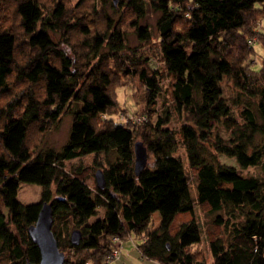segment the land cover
I'll list each match as a JSON object with an SVG mask.
<instances>
[{
	"label": "trees",
	"instance_id": "1",
	"mask_svg": "<svg viewBox=\"0 0 264 264\" xmlns=\"http://www.w3.org/2000/svg\"><path fill=\"white\" fill-rule=\"evenodd\" d=\"M126 86L137 121L123 120ZM64 115L55 149L46 135ZM21 182L38 201L18 199ZM44 202L63 264H102L113 235L159 264H207L195 203L213 216V264H264V0H0V264L39 262L27 228Z\"/></svg>",
	"mask_w": 264,
	"mask_h": 264
},
{
	"label": "rangeland",
	"instance_id": "2",
	"mask_svg": "<svg viewBox=\"0 0 264 264\" xmlns=\"http://www.w3.org/2000/svg\"><path fill=\"white\" fill-rule=\"evenodd\" d=\"M105 9L107 10V12L109 14L117 16V13L115 14V12L109 6V4L105 7ZM156 14L157 13L148 9L146 12L145 18L143 19V23H147L152 28L154 33H155ZM128 40H129L130 44H136V42H137L136 38L131 34L128 35ZM254 41H255L254 39H250L249 43L252 44ZM256 60H257L256 61L257 63L261 62L260 61L261 59L259 56H256ZM149 64L152 67H159L160 66L162 68L160 60L158 58H156V59L150 58ZM119 92H120V90H119ZM119 97H120L121 102L124 103L123 105L125 107V110L122 111L124 116L126 114H128V115L135 114L136 112L134 110L135 108L133 105V100L134 99L137 100V102H138L137 104L139 105L140 102L142 101V97H136V96L133 97L131 94V89L128 86L123 87L121 89ZM136 110H138V109H136ZM133 112H135V113H133ZM172 121H173L172 125L175 128H178L179 125H178V123L175 122L176 120H172ZM69 125H70V115H64L62 117L59 125L57 127H53L47 133L46 139H45L46 144H49L52 147H55V149H58L67 139ZM178 135H179V133H178ZM179 137H180V135H179ZM45 142H44V144H45ZM176 152L181 156L182 160L184 161L186 170H188V172H189V166L187 165V162H186L185 151H184V148L181 144H178ZM90 155L91 154L83 156L82 160L80 159L81 160L80 162H82L85 165L90 164L91 160H92L91 158H88ZM219 158L222 162H224L227 165H233L235 167H238L234 158L227 157L224 155H219ZM69 162H67V165L77 164L79 162V159H73ZM242 172L244 174H255L256 175V174L261 173V168H259L258 166H252L250 168L243 169ZM88 180H89V183L91 185H93V183L95 182V180H93V178L90 176H89ZM193 181H194L193 178H191L190 179V191H191L192 196H194L196 194V192L194 190V186H193L194 185ZM39 196H40V186L38 184L30 183V182H21L20 183L19 188H18L17 197L21 202H23V203L36 202V201H38ZM7 210L8 209L5 208V209H3V212L6 214ZM155 214L157 215V213H155ZM194 214H195V217H196V219H197V221L201 227V230H202V235H203L202 248L204 249V252L206 254L207 264H213L212 256H211L209 247L207 245L206 237H205V229L210 224L213 216L209 213L203 212L199 208L197 203H195V206H194ZM155 223H156V221L154 222V224ZM132 238L134 239V236H132ZM112 264H159V263L157 261L141 257L139 251L134 247L132 241L128 239V240L124 241V251L122 253L121 259L116 260Z\"/></svg>",
	"mask_w": 264,
	"mask_h": 264
},
{
	"label": "water",
	"instance_id": "3",
	"mask_svg": "<svg viewBox=\"0 0 264 264\" xmlns=\"http://www.w3.org/2000/svg\"><path fill=\"white\" fill-rule=\"evenodd\" d=\"M116 1V0H115ZM134 170L139 173L146 166L147 150L139 141L134 143ZM95 184L102 188L106 181L101 169H97L94 174ZM53 210L51 202H44L37 214L34 223L28 226L27 231L31 239L37 245L40 252V260L36 263L27 262L26 264H63L65 254L59 249L57 239L52 231ZM81 232L75 228L70 232V241L72 244H78Z\"/></svg>",
	"mask_w": 264,
	"mask_h": 264
},
{
	"label": "built area",
	"instance_id": "4",
	"mask_svg": "<svg viewBox=\"0 0 264 264\" xmlns=\"http://www.w3.org/2000/svg\"><path fill=\"white\" fill-rule=\"evenodd\" d=\"M126 114L123 116V120L125 121H137V118L133 115H128ZM111 242H112V249L109 252L108 255L104 257L103 263L102 264H112L114 261L118 260L120 258V255L122 253V249L124 246V242L122 238H120L118 235H113L111 237ZM84 264H93L91 262H85Z\"/></svg>",
	"mask_w": 264,
	"mask_h": 264
},
{
	"label": "clouds",
	"instance_id": "5",
	"mask_svg": "<svg viewBox=\"0 0 264 264\" xmlns=\"http://www.w3.org/2000/svg\"><path fill=\"white\" fill-rule=\"evenodd\" d=\"M122 240H123V239H122ZM129 240L133 241L132 238H130ZM124 241H125V240H123V242H124ZM132 243H133V242H132ZM133 245H134V243H133ZM134 247H135V245H134ZM123 249H124V246H123ZM123 249H122V253H123V251H124ZM122 253H121V254H122ZM114 262H115V261H114Z\"/></svg>",
	"mask_w": 264,
	"mask_h": 264
},
{
	"label": "crops",
	"instance_id": "6",
	"mask_svg": "<svg viewBox=\"0 0 264 264\" xmlns=\"http://www.w3.org/2000/svg\"><path fill=\"white\" fill-rule=\"evenodd\" d=\"M124 250V249H123ZM122 257V256H121ZM121 259V258H120Z\"/></svg>",
	"mask_w": 264,
	"mask_h": 264
}]
</instances>
